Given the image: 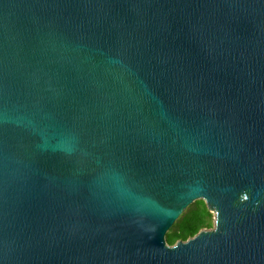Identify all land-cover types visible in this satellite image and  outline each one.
Here are the masks:
<instances>
[{
	"label": "water",
	"instance_id": "obj_1",
	"mask_svg": "<svg viewBox=\"0 0 264 264\" xmlns=\"http://www.w3.org/2000/svg\"><path fill=\"white\" fill-rule=\"evenodd\" d=\"M0 264H264V0H0Z\"/></svg>",
	"mask_w": 264,
	"mask_h": 264
},
{
	"label": "trees",
	"instance_id": "obj_2",
	"mask_svg": "<svg viewBox=\"0 0 264 264\" xmlns=\"http://www.w3.org/2000/svg\"><path fill=\"white\" fill-rule=\"evenodd\" d=\"M214 224L215 214L208 208L205 200H196L168 231V243L174 245L180 240L186 241Z\"/></svg>",
	"mask_w": 264,
	"mask_h": 264
},
{
	"label": "rangeland",
	"instance_id": "obj_3",
	"mask_svg": "<svg viewBox=\"0 0 264 264\" xmlns=\"http://www.w3.org/2000/svg\"><path fill=\"white\" fill-rule=\"evenodd\" d=\"M214 227V225L211 228H206V229H212Z\"/></svg>",
	"mask_w": 264,
	"mask_h": 264
}]
</instances>
